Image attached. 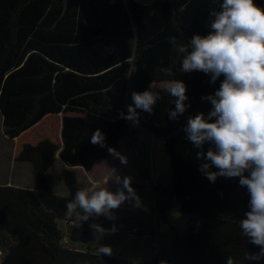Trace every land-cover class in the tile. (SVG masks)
Wrapping results in <instances>:
<instances>
[{"label":"trees","instance_id":"trees-1","mask_svg":"<svg viewBox=\"0 0 264 264\" xmlns=\"http://www.w3.org/2000/svg\"><path fill=\"white\" fill-rule=\"evenodd\" d=\"M256 3L264 7V0ZM217 6L218 0H0V111L5 134L18 137L66 106L84 109L83 115L63 114L61 142L43 138L18 152V161L33 165L34 188L0 184V234L15 239L0 264H160L158 258L134 263L63 244L66 232L58 220L69 218L65 204L72 197L54 192L47 171L58 154L67 165L92 169L128 134L129 123L118 113L131 103V92L172 78L186 84L185 116L169 119L171 102L162 128L149 113L139 115V121L164 140L171 156L169 192L155 186L156 205L164 215L175 196L194 222L186 237L175 233L167 264H226L229 256L236 264H264V259L244 260L245 251H258L238 227L248 206L246 189L238 177L218 176L210 182L183 132L187 115L211 107L201 97L214 92L223 76L209 83L203 72L180 73V56L168 37L186 44L193 34H206L209 14ZM162 96L172 100L163 91ZM109 121L117 126L111 135L106 133ZM97 129L104 134L103 147L90 142ZM68 233L72 242L109 240L86 221L74 224Z\"/></svg>","mask_w":264,"mask_h":264},{"label":"clouds","instance_id":"clouds-1","mask_svg":"<svg viewBox=\"0 0 264 264\" xmlns=\"http://www.w3.org/2000/svg\"><path fill=\"white\" fill-rule=\"evenodd\" d=\"M206 34L195 33L180 43L176 36L168 42L180 56V73L200 71L209 76V83L220 80L219 87L207 96L210 102L205 112L185 117V138L196 149L203 175L214 182L218 176L238 177L239 185L248 194L247 209L238 221L240 235L258 247V251L244 252V260L264 259V7L256 0H218L210 12ZM171 76L170 69L165 70ZM172 98L169 119L185 116L186 84L181 79H169L162 86L150 82L143 91L131 92V103L118 118L136 124L140 111L149 114L161 98V92ZM139 110V111H138ZM90 142L104 146V134L95 130ZM110 151H113L110 149ZM121 162L126 159L121 157ZM120 185L116 191L107 187L78 188L65 204L66 215L77 213L81 221L104 215L114 219L111 210L126 200L140 207L142 201L131 185L130 177H114ZM79 210V211H78ZM95 232L106 230L95 224ZM99 254L110 255L111 248L100 245ZM226 264H236L233 257Z\"/></svg>","mask_w":264,"mask_h":264},{"label":"rangeland","instance_id":"rangeland-1","mask_svg":"<svg viewBox=\"0 0 264 264\" xmlns=\"http://www.w3.org/2000/svg\"><path fill=\"white\" fill-rule=\"evenodd\" d=\"M164 83H161L162 86ZM171 100L162 96L153 105V111L149 117L153 120L156 127L162 128L166 122L165 112ZM65 115H83L84 109L65 107ZM1 116V115H0ZM63 114L47 117L39 125L34 127L22 138L21 143L26 139L32 144L40 139L47 137L58 140L60 136V124ZM144 116L142 120H144ZM128 134L120 143V151L116 156L100 162L93 171L84 173L71 167L58 163L53 169L51 179L57 193L63 196L72 197L78 188H98L107 187L109 190L116 191L119 184L114 182V177H130V182L135 192L140 197L142 204L140 207L128 200L122 202L116 209L111 210L114 219H108L103 214L99 217H90L85 220L94 229L95 224L110 225L112 229L115 225L116 230L110 231L108 242L99 241H77L69 242V246H74L83 251L98 253L100 245L111 248V256H119L134 263H143L158 258L160 264H167L172 247V239L177 232L178 235L186 237L192 222L191 215L180 209L175 198H171V206L163 212L156 205L157 192L155 186L163 190H168L171 181V156L167 150L163 139L159 138L153 130L144 125L142 121L136 124L128 121ZM115 123L109 121L106 133L111 135L116 130ZM16 142V141H15ZM4 134L3 122L0 117V155L2 156V168L7 176L12 175L11 155L18 143ZM121 157L126 159L121 162ZM31 181L33 183L32 167ZM5 175L0 176L4 178ZM59 177V178H58ZM166 196H161L165 199ZM79 211V210H78ZM69 219L74 224L83 222L79 218L78 212L73 213L69 218L59 219V226L63 231L69 232L71 226ZM15 239L10 235L0 234L1 257L6 252Z\"/></svg>","mask_w":264,"mask_h":264},{"label":"crops","instance_id":"crops-1","mask_svg":"<svg viewBox=\"0 0 264 264\" xmlns=\"http://www.w3.org/2000/svg\"><path fill=\"white\" fill-rule=\"evenodd\" d=\"M157 85H160V84H157ZM170 104V103H169ZM168 104V105H169ZM59 114H65V111L63 110L61 113H59ZM59 114H56V115H48V116H46L43 120H45L47 117H51V116H57V115H59ZM0 117H1V121L3 122V115H2V113H1V111H0ZM42 120V121H43ZM42 121H40L39 123H37L35 126H33L32 128H30L29 130H27V131H25V132H23L20 136H18V137H15V138H10V139H12V140H14V142L15 143H18L17 145H16V148H15V150L13 151V153H12V155H11V167H12V175H8L7 176V174H6V172L3 170V168H2V166H3V164H2V156L0 155V176H3V175H5L4 176V178H0V184H7V185H12V186H15V187H28V188H34L35 187V184H34V178H33V183H31V184H29V182L31 181L30 179H31V177H30V174H31V169H30V166L28 165V164H24V163H30L31 164V167H32V175H33V165H32V163L31 162H29V161H18L17 159H16V156H17V154H18V152L20 151V149L23 147V145L24 144H26V143H31L30 141H29V139H26L25 140V142H22L21 143V140H22V138H24L27 134H28V132L29 131H31L34 127H36L37 125H39ZM3 131H4V124H3ZM61 131H62V122H61V124H60V136H59V139L58 140H54V141H56V142H61V139H62V133H61ZM4 134H5V132H4ZM6 135V134H5ZM127 135V134H126ZM126 135H124L121 139H120V142H119V147H118V149L116 150V151H114L112 154H110L109 156H107V157H105V158H102V159H100L95 165H94V167L92 168V169H90V170H86L84 167H82V166H71V167H76V169H79V171H82V172H84V173H87V172H90V171H93V169L100 163V162H102V161H104V160H106V159H110V158H112V157H114V156H116L117 155V153L120 151V143H122V140H123V138H125V136ZM7 136V135H6ZM8 137V136H7ZM44 138H47V137H44ZM43 139V138H42ZM36 142H38L37 140H36ZM36 144V143H35ZM58 163H61V164H63V165H65V167L67 166L63 161H61V159L59 158V154H58V160L56 161V163L52 166V167H50L49 169H48V171H47V176H48V181L50 182V184L52 185V188H53V190H54V192L55 193H57L58 192V190L55 188V186H54V183H53V181H52V177H51V174H52V172H53V169H54V167L56 166V164H58ZM33 177V176H32ZM59 178V177H58ZM57 194H59V193H57Z\"/></svg>","mask_w":264,"mask_h":264},{"label":"built area","instance_id":"built-area-1","mask_svg":"<svg viewBox=\"0 0 264 264\" xmlns=\"http://www.w3.org/2000/svg\"><path fill=\"white\" fill-rule=\"evenodd\" d=\"M70 224H74V222H73V221H70ZM62 242H63V244H65V245H68V244H69L70 239H69V233H68V232L64 233V236H63ZM1 258H2V257H1V251H0V259H1Z\"/></svg>","mask_w":264,"mask_h":264}]
</instances>
